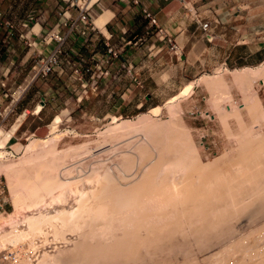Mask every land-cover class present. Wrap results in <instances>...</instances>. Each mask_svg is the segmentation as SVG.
Here are the masks:
<instances>
[{"label":"bare ground","instance_id":"6f19581e","mask_svg":"<svg viewBox=\"0 0 264 264\" xmlns=\"http://www.w3.org/2000/svg\"><path fill=\"white\" fill-rule=\"evenodd\" d=\"M251 73L229 78L253 103ZM199 82L210 95L227 86L225 79ZM215 94L210 102L232 149L211 162L200 160L188 130L169 119L102 136L96 142L141 130L145 142L137 153H119L115 164L96 159L88 168L81 157L88 143L52 146L64 111L57 114L48 137H29L22 156L2 165L20 176L14 212L0 215V264H264V108H246L245 121ZM13 143L0 129V146ZM66 159L70 165L59 167Z\"/></svg>","mask_w":264,"mask_h":264},{"label":"crops","instance_id":"0c3cea01","mask_svg":"<svg viewBox=\"0 0 264 264\" xmlns=\"http://www.w3.org/2000/svg\"><path fill=\"white\" fill-rule=\"evenodd\" d=\"M232 2L235 0H96L88 11L93 28L85 35L76 29L68 33L58 63L49 73L33 76L38 57L46 55L55 44L53 39L44 42L41 36L56 31L65 33L69 20L77 17V8L65 10L68 19L63 24L58 13L59 0H0V112L4 113L0 126L8 127L17 140H28L31 136L45 138L46 127L63 107H79L82 96L78 84L83 87L86 84L83 91L89 93L88 103L98 102L103 113L134 114L154 96L142 70H153L150 60L159 57L158 53L167 45L156 32L157 27L164 28L180 47L179 58L171 54L169 57L174 59L175 66L181 67L189 62L193 45L202 48L205 44L186 3L196 5L200 12L195 16L203 17V13H215L220 8L222 15H231L235 11ZM143 8L153 16L154 23L145 16ZM94 19L97 25L104 21L103 28ZM107 46L119 50V54L117 57L107 54L109 62L102 66L110 74L100 76L97 87L92 89L88 80L82 81L89 77L93 62L106 54ZM84 50L87 56H83ZM80 57L89 67L83 78L74 71ZM189 76L185 70L179 75L181 80Z\"/></svg>","mask_w":264,"mask_h":264},{"label":"rangeland","instance_id":"374dc122","mask_svg":"<svg viewBox=\"0 0 264 264\" xmlns=\"http://www.w3.org/2000/svg\"><path fill=\"white\" fill-rule=\"evenodd\" d=\"M189 5L187 6L190 9V17H192L194 22L193 18L197 16H194V14H199L200 11L196 5L193 4L192 7L190 3ZM231 7L235 10L231 15H222L223 9L220 8L216 9L217 13L202 12L203 17L197 16L198 19L207 22L206 32L211 38L207 40L203 36L205 44L202 45V48L196 44L193 45L188 58L189 62L183 66L174 65V59L171 60L169 57L168 45L161 49L158 53L159 57L150 60L153 70L146 72L143 69L142 75L147 78L145 80L148 87L154 89V96L147 105L141 107L134 114L103 113L102 107H98V102L91 105L88 103L87 96L89 93L83 91V88H87L86 84L84 87L78 84L80 89L78 93L82 96V101H79V107L74 109H70L69 106L62 108L64 115L59 122V137L52 146L59 151L64 148L67 149L70 145L78 146L88 143L87 150L85 149L86 152L83 151L84 153L81 155V157L84 156L82 157L84 162L88 161L86 163L88 168L93 161L96 162V159L115 164L113 159L119 153L132 154L134 151L137 153L138 144L145 142V135L142 136L143 132L141 130H131L132 132L130 131L129 134L127 132L124 133L119 140L114 138L113 142L104 141L101 143L96 141L100 140L102 136H110L117 131L134 129L136 126L150 120L161 122L165 120L166 122L179 123V125H183L188 130L189 138L197 149L200 160L203 162H211L215 158L219 159L221 155L229 152L232 149V144L227 138L228 134L225 135L227 130L210 102L211 96L216 91L210 95L209 89L199 80L202 78H211L214 81L216 79L217 81L225 79L226 88L217 90L215 96L219 97L221 105L226 109L237 108L241 118L245 121L249 119V113L246 112V108L258 110V105L264 108V76L262 75V71H264V0H235V2H232ZM218 13H221V15ZM200 33L203 35L201 29ZM83 56H87L86 50L83 51ZM139 65L143 66L142 63ZM130 68L132 69V67ZM183 69L190 76L181 80L179 75L184 71ZM247 70L252 72L251 75L254 79L250 83L252 88L249 89V93L252 91L255 93L256 99L252 98L255 99V102L252 100L253 103L250 102L251 99L242 100L243 93L238 86H235L236 84L233 85L229 78V74H244ZM79 74L82 78L86 77V72L82 70ZM87 80L88 78H86ZM187 86H190V88L187 89ZM245 102L247 105H245ZM111 114L115 116L110 117ZM235 121L236 119L230 116L227 119V125L233 128ZM262 125H264V122ZM7 128L6 126H0V129L4 131L9 130ZM261 128L264 129V126H261ZM46 130H48L49 134V126L46 127ZM48 134L45 137H48ZM14 138L16 139V137ZM31 138L33 137L31 136ZM30 141L31 139L29 138L28 140L16 139L12 145L0 146V151H5L0 156V179L7 198L6 212L0 215L14 212V208H16L13 193L16 190L14 183L17 182V176H20L17 175L18 172L16 170H12V168L6 169L2 165H10L16 162L22 156L25 146ZM42 142L40 141V143ZM112 143H115V145ZM134 157L138 156L135 155ZM66 158L69 159L70 157ZM68 159H66L65 163H63L64 161L62 163L59 162L58 166L65 167L70 165L66 164L69 162ZM77 163H72L73 165H71H76V169L83 172L86 169V166L84 167L85 164L78 163V166ZM138 164H136V168L141 166V164Z\"/></svg>","mask_w":264,"mask_h":264},{"label":"built area","instance_id":"2783aa9c","mask_svg":"<svg viewBox=\"0 0 264 264\" xmlns=\"http://www.w3.org/2000/svg\"><path fill=\"white\" fill-rule=\"evenodd\" d=\"M134 2H138V0H132ZM96 2V0H59V15L63 17L62 23L65 24L68 17L64 15V12L67 8L69 7H76L77 8V17L73 21L68 22L67 30L65 33H59V32H51L50 34H44L41 36V40L44 42L49 41L50 39H53L55 41V44L50 48L49 52L44 55V56H39L37 60L41 61V66L37 70L36 75H43L49 73L53 66L58 63V57L59 54L61 53V45L68 33L73 32L74 29L80 34V35H85L86 32L93 28V22L91 19L90 14L88 11L90 10L91 6L93 3ZM145 16H147L150 20V22L154 23L155 20L153 16L145 9H142ZM195 16V14H194ZM30 17V16H28ZM194 21L199 25L200 29L203 31V36L207 40H210L211 36L206 32V29L208 27V24L206 21H202L198 19L197 17L193 18ZM78 21V22H76ZM156 32H158V35L162 37L169 48L170 54L174 56L175 58H179L181 54V49L178 46V44L172 40L169 34H167L164 30V28L158 26L156 29ZM107 54H109L112 57H117L119 54V50L113 48L112 46H107L106 47V54L102 55L99 60H95L93 62L92 68L93 70L89 73L88 77V85L92 89H95L98 84V79L100 76L110 74L109 70L107 68H103L102 63L104 62H109L107 58ZM126 71H128V66H125ZM87 72L89 70V67L84 64V59L83 58H78L77 64L74 67V71H77L80 73V71ZM96 71V73H94ZM112 76V75H111ZM84 80L83 82H85ZM12 107H9L7 110L10 111ZM4 115V113L0 112V116ZM6 203H7V198L4 193V186L2 184V181L0 179V214L6 211Z\"/></svg>","mask_w":264,"mask_h":264}]
</instances>
